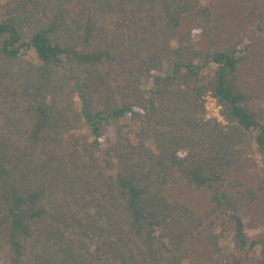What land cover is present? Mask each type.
Segmentation results:
<instances>
[{
	"label": "trees",
	"instance_id": "16d2710c",
	"mask_svg": "<svg viewBox=\"0 0 264 264\" xmlns=\"http://www.w3.org/2000/svg\"><path fill=\"white\" fill-rule=\"evenodd\" d=\"M218 32L207 0H0V100L30 120L0 128V264H195L203 227L214 254L230 235L221 264H264L242 219L258 195L226 185L249 133L264 159L237 74L249 46ZM171 182L210 207L168 198Z\"/></svg>",
	"mask_w": 264,
	"mask_h": 264
},
{
	"label": "rangeland",
	"instance_id": "374dc122",
	"mask_svg": "<svg viewBox=\"0 0 264 264\" xmlns=\"http://www.w3.org/2000/svg\"><path fill=\"white\" fill-rule=\"evenodd\" d=\"M211 7L214 19L219 25L218 40L216 47H226L239 38L238 49L246 45L248 55L244 62L238 67L237 74L243 81H251L249 91L253 96V107L257 111L261 121L264 123V0H207ZM258 5L255 7L254 5ZM253 13V14H252ZM185 26L190 25L186 22ZM192 40L201 47H205L204 39L193 36ZM28 55L35 58L33 51ZM204 107L206 118H216L222 121L219 106L210 94L204 96ZM30 125V120L14 106L6 105L0 100V128L14 133L17 138L20 129ZM254 133L248 134V142L242 151V158L237 168L228 178L229 182L243 187L252 188L258 195L246 210L243 211L242 219L246 224V233L250 237H264V159L256 151L251 140ZM41 156L48 153L46 146L40 149ZM228 187V186H227ZM166 195L170 199H180L189 204L197 212H203L210 207L209 194L204 189H195L183 183L169 184ZM220 220H215L217 232L220 230ZM207 228L198 230L190 240L191 259L195 264H221L226 253L232 247L230 235L223 236L224 251L214 254L206 249L204 238ZM257 250L259 247L257 246ZM3 264H8L4 261Z\"/></svg>",
	"mask_w": 264,
	"mask_h": 264
}]
</instances>
